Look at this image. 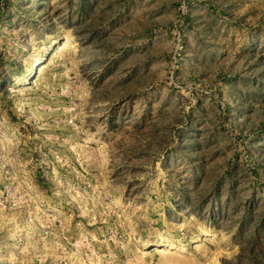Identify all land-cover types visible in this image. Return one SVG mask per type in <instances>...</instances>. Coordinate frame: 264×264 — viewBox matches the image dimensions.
<instances>
[{
    "label": "rangeland",
    "instance_id": "374dc122",
    "mask_svg": "<svg viewBox=\"0 0 264 264\" xmlns=\"http://www.w3.org/2000/svg\"><path fill=\"white\" fill-rule=\"evenodd\" d=\"M0 264H264V0H0Z\"/></svg>",
    "mask_w": 264,
    "mask_h": 264
},
{
    "label": "bare ground",
    "instance_id": "6f19581e",
    "mask_svg": "<svg viewBox=\"0 0 264 264\" xmlns=\"http://www.w3.org/2000/svg\"><path fill=\"white\" fill-rule=\"evenodd\" d=\"M174 247V246H173Z\"/></svg>",
    "mask_w": 264,
    "mask_h": 264
}]
</instances>
